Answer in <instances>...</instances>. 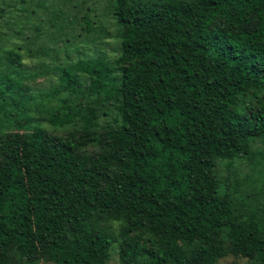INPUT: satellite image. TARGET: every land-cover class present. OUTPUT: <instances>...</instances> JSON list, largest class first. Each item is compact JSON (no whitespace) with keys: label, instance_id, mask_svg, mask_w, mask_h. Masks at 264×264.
Instances as JSON below:
<instances>
[{"label":"trees","instance_id":"trees-1","mask_svg":"<svg viewBox=\"0 0 264 264\" xmlns=\"http://www.w3.org/2000/svg\"><path fill=\"white\" fill-rule=\"evenodd\" d=\"M110 15V58L0 33V264H264V0Z\"/></svg>","mask_w":264,"mask_h":264},{"label":"rangeland","instance_id":"rangeland-1","mask_svg":"<svg viewBox=\"0 0 264 264\" xmlns=\"http://www.w3.org/2000/svg\"><path fill=\"white\" fill-rule=\"evenodd\" d=\"M112 0H0V33L9 37V42L21 43L36 36L35 44H42L50 50H57L58 56L64 52L70 58L83 55L104 53L107 58L116 54L118 39L114 36L115 25L110 15ZM90 23L86 24L85 21ZM14 32H19L15 34ZM14 33V34H12ZM8 42V43H9ZM21 62L26 67L34 66L37 59L32 55L24 54ZM51 77L38 75L32 80L25 79L31 89L46 91ZM101 123L103 121H100ZM258 150H264V140L255 144ZM233 165H236L234 163ZM239 175L252 174L249 166L240 163ZM260 166L264 169V155L260 158ZM222 176L227 171L224 166H218ZM264 179V177H263ZM249 196L244 201H264V191H253L249 188ZM261 214L264 211L260 212ZM35 264H52L38 261ZM105 264H118L116 249L109 251ZM217 264H249L243 258L227 256Z\"/></svg>","mask_w":264,"mask_h":264}]
</instances>
